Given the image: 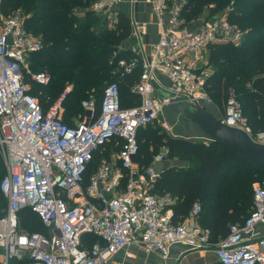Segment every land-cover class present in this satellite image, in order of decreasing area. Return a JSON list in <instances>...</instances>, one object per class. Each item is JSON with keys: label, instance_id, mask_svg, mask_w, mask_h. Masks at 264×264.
I'll list each match as a JSON object with an SVG mask.
<instances>
[{"label": "built area", "instance_id": "2783aa9c", "mask_svg": "<svg viewBox=\"0 0 264 264\" xmlns=\"http://www.w3.org/2000/svg\"><path fill=\"white\" fill-rule=\"evenodd\" d=\"M121 1L93 0L90 7L108 19L118 12ZM149 2L163 24L152 51L141 57H119L115 66L122 77L140 64V78L130 86L139 102L121 106L119 85L111 81L103 89L99 112L93 98L83 99V118L73 125L62 121L68 86L43 107L24 81L25 73L38 85L50 81L47 71L29 68V57L42 48V38L27 29L20 11L0 12V159L5 169L0 191L6 200L0 216V255L5 264L13 257L26 259L24 264H106L132 242L166 257L169 245L178 241L191 249L213 248L220 264H264V235L251 238L254 227L264 222V180L253 185L252 206L244 222L229 225L226 236L211 242L209 230L196 221L198 202L188 212L192 222L173 223L170 206L175 198L151 191L160 172L154 164L164 160V153L155 154L146 167L136 161L137 129L158 119L169 130L163 112L176 97L210 101L204 91L212 71L209 46L238 45L246 32L228 20L226 11L189 27L181 18L185 0ZM130 3L135 7L137 0ZM159 76L169 82L162 96L154 95ZM221 119L264 143V129L251 130L233 89L228 90ZM112 139L119 148L109 159L102 158L85 180L93 152ZM24 208L36 213L46 233L19 229L18 213ZM85 233L97 240L83 246Z\"/></svg>", "mask_w": 264, "mask_h": 264}, {"label": "trees", "instance_id": "16d2710c", "mask_svg": "<svg viewBox=\"0 0 264 264\" xmlns=\"http://www.w3.org/2000/svg\"><path fill=\"white\" fill-rule=\"evenodd\" d=\"M93 0H1L0 12L8 15L14 10L25 17L28 30L43 40L42 48L29 57L33 72L47 71L50 81L38 85L24 74L28 92L38 97L46 107L72 83L62 100V121L73 125L81 111L77 95L95 94L96 113L99 112L102 92L107 83L117 81L120 105L129 107L139 102L130 90L141 74L140 64L122 77L115 72L119 57L138 56L132 50L118 49L123 31L131 29L130 19L117 12L114 23L97 15L90 7ZM225 9L228 20L244 30L238 45L218 42L209 46L207 60L212 68L204 83V91L222 115L228 90L233 89L247 123L253 132L264 129V0H185L181 11L183 24L198 20L205 9ZM212 9V10H211ZM82 12V16L78 13ZM204 17V16H203ZM102 22L98 24V21ZM96 28V30H95ZM92 30V32H88ZM139 60V57H138ZM54 85V86H53ZM48 88L45 93L40 89ZM64 88V89H63ZM63 89V90H62ZM62 90V92H60ZM97 97V99H95ZM155 121V120H154ZM153 121V122H154ZM139 127L136 132L139 167H146L159 152L164 159L186 161L184 166L170 165L160 170L151 191L170 193L171 221L181 222L192 205L198 202L201 211L197 223L209 230V240L218 241L229 232V225L242 224L252 206L253 183L264 177V165L249 161L219 141H194L168 135L159 123ZM119 145L112 139L100 145L87 165L85 180L102 158L109 159ZM5 169L0 159V174ZM0 176V178H1ZM126 178L123 179V181ZM6 200L0 191V216ZM19 229L23 232L46 233L40 219L30 208L18 213ZM97 240L90 233L81 236L83 246ZM13 264H24L26 259H14ZM1 264V263H0Z\"/></svg>", "mask_w": 264, "mask_h": 264}, {"label": "crops", "instance_id": "0c3cea01", "mask_svg": "<svg viewBox=\"0 0 264 264\" xmlns=\"http://www.w3.org/2000/svg\"><path fill=\"white\" fill-rule=\"evenodd\" d=\"M118 12H123L128 16L130 19L132 33V36L130 37L131 39L122 43V48L132 50L140 57L149 54L153 49V45L163 25L158 22V19L151 11L149 0H137L135 7L130 3V0H122L119 3ZM203 18V16H200V18L195 20V22H189L188 26L197 27L203 21ZM162 21L164 23L165 20L162 19ZM157 82L160 83L161 86H159L158 83L154 85V95H165L168 91L164 87L169 85L168 80L163 76H159L157 77ZM168 120L171 124V119ZM178 121L179 127H176L172 136H183L185 139L205 141L203 139L188 136L187 130H185L180 124V119ZM186 164V161H179L173 158L164 159L154 165L156 168L161 170L170 165L184 166ZM182 221L192 222V219H190L187 214ZM262 235H264V222L257 224L254 227L251 238H256ZM14 259L18 258H10L7 260L6 264H13ZM165 261L173 262L175 264H220L216 258L213 248L191 249L184 241H178L170 244L166 257H162L157 251L145 252L138 244L132 242L125 245L111 258H109L106 264H163ZM0 263L5 264L1 255Z\"/></svg>", "mask_w": 264, "mask_h": 264}, {"label": "water", "instance_id": "95a60500", "mask_svg": "<svg viewBox=\"0 0 264 264\" xmlns=\"http://www.w3.org/2000/svg\"><path fill=\"white\" fill-rule=\"evenodd\" d=\"M184 99V96L176 97L167 107L178 111L180 124L187 130L188 136L219 141L241 153L252 163L264 165V143L255 142L244 131L225 124L221 119L220 111L212 102Z\"/></svg>", "mask_w": 264, "mask_h": 264}, {"label": "rangeland", "instance_id": "374dc122", "mask_svg": "<svg viewBox=\"0 0 264 264\" xmlns=\"http://www.w3.org/2000/svg\"><path fill=\"white\" fill-rule=\"evenodd\" d=\"M116 9V8H115ZM118 9H119V6H118V8L116 9L117 11H118ZM212 10V9H211ZM14 11H16V10H14ZM225 11V9L223 8V9H221V10H218V11H213L211 14H210V12H209V10L206 8L205 10H204V12L201 14L202 16H204V18H203V20H205V21H207L210 17H212V16H218V15H220L222 12H224ZM80 16H82V12H80V13H78ZM114 14L115 13H112V16L111 17H108V19L110 20V24H112V23H114L112 20H114L115 19V17H113L114 16ZM107 19V20H108ZM102 21L101 20H99L98 21V24H100ZM193 22H195V21H193ZM188 24L189 23H186V25L188 26ZM95 30H96V28H95ZM32 32V31H31ZM88 32H92V30H89ZM33 33V32H32ZM33 34H35V35H37V36H39L37 33H33ZM120 35H122V37H123V39L120 41V43L118 44V49H121L122 48V43H124L126 40H130L131 38V36H132V33H131V29H128L126 32L125 31H123L122 33H120ZM207 55H208V53H207ZM210 64L212 65V62H210ZM209 64V65H210ZM54 86V85H53ZM69 87V89H71L72 88V83H70V82H68V83H66L65 84V86H64V88L65 87ZM63 88V89H64ZM47 89L48 88H42V89H40V93H45L46 91H47ZM62 89V90H63ZM68 89V90H69ZM62 90L60 91V92H62ZM95 96V94H93V92H91V94H86V93H82V94H79V95H77V98H79V99H81V98H85V97H90V98H92V97H94ZM95 99H97V97L95 98ZM78 105V110L79 111H81V113H79V115H77L76 116V118L75 119H73V121L74 122H76L78 119L79 120H81L82 118H83V114H84V109L83 108H80L79 107V104H77ZM168 109V110H167ZM163 116H164V118H166V119H171V127H170V129L169 130H167V133H168V135H170V136H172L173 134H174V131L176 130V127H179V113H178V111L175 109H169L167 106H166V108L164 109V112H163ZM159 123V120L157 119V120H155L153 123ZM0 176H1V174H0ZM262 180H264V177H258L257 178V180L253 183V185L254 184H258V183H260Z\"/></svg>", "mask_w": 264, "mask_h": 264}]
</instances>
